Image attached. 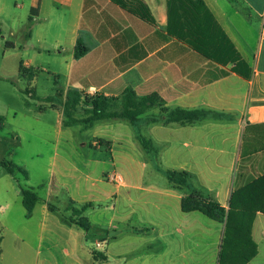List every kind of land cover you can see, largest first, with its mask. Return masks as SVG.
<instances>
[{"label":"crops","instance_id":"obj_1","mask_svg":"<svg viewBox=\"0 0 264 264\" xmlns=\"http://www.w3.org/2000/svg\"><path fill=\"white\" fill-rule=\"evenodd\" d=\"M124 1L127 7L115 0H50V4L31 0L26 14L32 8H37L38 13L24 48L35 37L39 43L47 41L42 27L56 29L53 46L59 62L67 66L66 86L61 90L64 97L69 90H77L116 98L130 88L140 97L158 93L171 110L210 112L209 117L193 123L151 124L142 119L140 132L158 149L156 155L146 153L150 163L171 164L176 171L189 173L195 188L229 211L233 193L264 175V0H203L243 61L238 72L234 69L236 63L209 59L169 33V0ZM144 5L154 22L138 15ZM59 11L66 13L67 22L62 18L53 20L51 15ZM46 12L49 15L44 18ZM78 40L89 49L81 58L76 57ZM157 112L152 110L147 115ZM122 123L98 122L93 128L102 127L105 132L94 140V149L97 141L105 142L96 150L112 156L116 142L139 143L136 129L129 123L134 134L126 137L121 130L129 127ZM160 170L162 177L171 169ZM107 174L103 173V177ZM155 178L154 183L144 187L127 185L125 181L117 184V190L111 193L113 205L83 203L96 206L86 211V216L96 208L110 211L111 206L115 214L121 204L125 213L122 225L110 223L107 228L94 229L91 224L90 231L78 227L82 232H77L74 242L84 239L89 251L92 240V245H101L99 251H106L105 260L92 257L96 264H258L264 245L263 213L257 214L251 233L258 255L245 261V253L236 250L223 258L226 222L215 221L199 211L183 212L182 199L191 190L173 188L168 179L162 178L159 180L164 182L155 185ZM51 196L45 200L37 226L39 242L53 240L47 235L54 234L69 243L70 236L51 227V217L60 211ZM18 198L25 218L32 219L41 199L29 214L23 206V195ZM50 205L58 210H51ZM5 208H9L8 203L0 210ZM64 217L60 224L73 231L75 225ZM2 254L3 247L0 259Z\"/></svg>","mask_w":264,"mask_h":264},{"label":"rangeland","instance_id":"obj_2","mask_svg":"<svg viewBox=\"0 0 264 264\" xmlns=\"http://www.w3.org/2000/svg\"><path fill=\"white\" fill-rule=\"evenodd\" d=\"M30 3L31 0H0V118H3L4 125L0 129V160L22 167L30 176L25 181V175L21 172L10 175L0 169V208L3 204H9V208L0 210V223L3 225L0 230L5 237L0 264H96L92 257L101 258L106 254L102 249L99 251L101 245H92L94 242L91 240L88 251L84 239L79 242L75 239L74 242L75 235L82 230L75 226L72 227L75 231H70L60 224L62 218L69 215L66 212L68 204L75 202L79 208L86 201L113 205L111 193L117 190V184L120 185L111 180L113 174L121 176L122 182L125 181L127 185L144 187L154 183V176L158 179L155 185L164 182L159 178L167 180L166 174L161 177L158 173L160 168L175 170V166L159 164L160 167L157 163H150L137 141V145L134 142H116L112 156L106 151L96 150L105 142L97 141L94 149V140L105 132L102 127L83 130V125L71 128L63 126L67 96L64 97L61 90L66 86L67 66L59 62L60 56L53 46L56 29L42 27L41 32H47V41L39 43L35 37L29 47L24 48L26 36L32 29L29 10L26 14ZM46 3L50 4V0H46ZM45 14L44 18L49 15L47 12ZM51 17L55 21L58 20L55 18H62L67 22L64 11ZM21 66L27 70L28 77L21 72ZM34 73L35 78L31 81ZM34 94L39 99L30 97ZM85 95L89 102L98 94ZM88 102L83 99L75 109L73 113L76 119L88 117L86 111L91 108ZM122 124L129 127L128 130L122 129V133L131 137L134 134L131 125L124 121ZM109 133L117 135L114 130H109ZM107 145L110 150V145ZM103 173L108 174L103 177ZM22 188L35 189L41 199L39 210L32 219L27 217L30 218L27 220L20 209L22 203L18 197L22 194ZM49 194H52L51 202L60 208L50 219L51 227H56L68 238L70 236L69 243L54 234L47 235L48 239L53 240H46L43 244L39 242L37 226ZM112 207L110 211L96 208L95 212L89 213L87 218L94 229L99 226L107 228L110 223H124L122 204L115 214ZM262 247L258 264H264V245ZM230 251L225 249L223 258ZM244 252L243 259L249 253ZM257 255L258 252L254 258Z\"/></svg>","mask_w":264,"mask_h":264},{"label":"trees","instance_id":"obj_3","mask_svg":"<svg viewBox=\"0 0 264 264\" xmlns=\"http://www.w3.org/2000/svg\"><path fill=\"white\" fill-rule=\"evenodd\" d=\"M123 7H127L124 0H115ZM169 24L168 31L171 35L185 41L205 57L214 61L226 63H236L235 71L238 72V65L243 61L239 54L235 53L230 41L214 20L211 13L207 10L203 0H169ZM172 3L173 9H172ZM138 13L143 19L154 22V18L148 8ZM171 10V11H170ZM38 9L32 8L29 16V25H33L34 17L37 16ZM226 44V45H225ZM76 57H83L88 51V47L82 40H78L76 48ZM234 54V55H233ZM21 72L26 77L27 70L22 68ZM31 81L35 78L32 74ZM33 99H39L36 94L30 95ZM87 95L77 90H69L64 107L63 121L64 127H75L83 125L84 129L93 128L98 122L121 120L130 123L137 131V140L144 151L151 155H156L158 149L151 139L146 138L140 132V123L146 119L148 123H193L203 120L211 115L207 111H187L183 109L171 110L166 107L165 101L158 93H152L140 97L130 88L116 98L106 97L98 94L91 101H87ZM51 99V98H50ZM86 99L91 104V108L86 111L88 117L79 120L74 117L75 109ZM152 110H158L157 113L147 115ZM215 117H221L216 114ZM3 118H0V129L4 128ZM0 168L13 175L23 173L25 178L29 174L22 167L16 166L8 161H0ZM166 177L173 188L180 190H191L190 195L184 197L181 202L182 211L185 213L199 211L207 217L220 223L226 222L225 249L231 251H241L248 253L245 261L253 258L257 253V245L251 238V228L259 212L264 214V175L254 179L237 189L232 196L230 210L227 211L220 203L206 196L205 192L193 186V180L189 173L176 170H167ZM23 206L30 214L34 211L39 197L32 188H22ZM96 206L87 203L81 208L77 207L75 202H70L66 212L69 213L65 218L73 225L84 229L91 230V223L86 211ZM51 210H58L56 206L50 205ZM249 242V244H248ZM3 236L0 232V256L2 253ZM248 245L249 248L248 249ZM224 253V252H223ZM101 255V254H100ZM101 258L105 260V256Z\"/></svg>","mask_w":264,"mask_h":264},{"label":"built area","instance_id":"obj_4","mask_svg":"<svg viewBox=\"0 0 264 264\" xmlns=\"http://www.w3.org/2000/svg\"><path fill=\"white\" fill-rule=\"evenodd\" d=\"M111 180H112V181H115V182H117V183H119V184H122V183H123V182H122V181H123L122 177L119 176V175H116V174H113V175H112Z\"/></svg>","mask_w":264,"mask_h":264}]
</instances>
